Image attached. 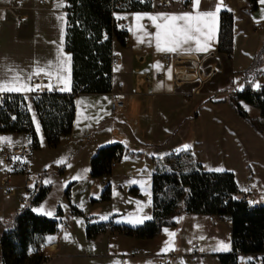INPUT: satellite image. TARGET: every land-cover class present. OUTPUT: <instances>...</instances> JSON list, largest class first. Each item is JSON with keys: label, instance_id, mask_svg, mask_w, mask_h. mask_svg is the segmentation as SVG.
Instances as JSON below:
<instances>
[{"label": "crops", "instance_id": "crops-1", "mask_svg": "<svg viewBox=\"0 0 264 264\" xmlns=\"http://www.w3.org/2000/svg\"><path fill=\"white\" fill-rule=\"evenodd\" d=\"M14 2H19L20 6L11 7ZM246 8L247 0H199L194 10L193 0H188L164 7L147 2L140 4L138 9L116 12L114 17L123 20L130 39L125 44L115 38L112 41V50L119 54V63L111 66V89L75 96L71 131L61 137L57 145L46 143L30 98L31 91H5L22 94L30 103L38 147L29 155L28 162L34 159L33 154L42 145L59 147L62 156L55 164L58 167L65 162L59 175L69 172L71 203L86 215L95 214V220L113 216L114 223L132 227L148 220L145 216L151 218L152 215L154 158L172 150L182 151L185 145L191 146L188 150L204 170L232 172L238 188L234 194L237 197L254 176L264 175V129L254 128L228 101L232 92L242 89L240 72L251 64L264 42V25H255L264 19V4L258 0L255 10L249 12ZM223 9L233 13L231 58L217 51L219 13ZM203 12L216 15L201 18L204 35L200 36V45L191 41L175 52L157 50L156 33H163V29H157L156 25L169 23L160 14ZM66 22L65 0H43L42 3L38 0H0V81L11 82L10 86L23 83L31 87L37 70L43 69L40 74L49 82L62 85V92H70L72 58L65 47ZM206 42L207 51L196 50ZM166 47L168 45L162 40L161 48ZM189 47L191 51L187 50ZM164 54L180 55L188 60L165 63ZM138 55L143 58L138 59ZM14 77H19V81H14ZM116 82H120V86ZM257 82L264 83V76ZM118 90L123 94L125 108L112 114L109 102L112 92ZM242 105L248 116L259 117L256 107ZM3 136L14 143L29 140L25 133ZM113 143L121 145L117 164L109 174L92 177L91 156L99 146ZM42 171L45 174L41 180L46 183L49 170L37 164L32 169L36 177ZM22 181L21 176L11 177L14 185L11 191H23L17 196L13 213L20 198L26 195ZM103 185L107 186L106 190L102 189ZM251 187L252 204H264V194L253 193ZM131 188L137 193H131ZM104 191L110 193L107 200L100 199ZM38 205L33 207L34 211L45 215L35 210ZM61 210L56 230L44 234L28 250L29 255L38 253L44 257L40 264H211L218 261L214 254L231 250L228 216L181 212L175 225L162 227L152 238L106 231L88 241L84 218L73 214L68 203ZM136 219L142 222L134 223ZM221 243L226 244L227 249L221 248ZM130 250L135 253L129 254ZM243 257L250 259L249 254Z\"/></svg>", "mask_w": 264, "mask_h": 264}, {"label": "trees", "instance_id": "trees-1", "mask_svg": "<svg viewBox=\"0 0 264 264\" xmlns=\"http://www.w3.org/2000/svg\"><path fill=\"white\" fill-rule=\"evenodd\" d=\"M67 11L65 47L71 53L70 92L41 93L33 98L44 138L49 146H55L61 137L70 133L75 111V96L79 93H104L111 89L112 41L117 39L124 44L125 31L113 24L112 5L117 0H65ZM126 9H138L139 4L124 0ZM258 0H247V11H253ZM217 51L231 58L233 52V13L223 9L219 13ZM264 52V42L253 57L251 64L240 72L243 80L241 90L232 92L228 101L252 126L264 129V83L257 82L264 76L263 67H258L260 54ZM21 94H13L18 100ZM14 100V105L17 103ZM243 103L259 110V117L248 116ZM6 122L4 114L0 120ZM27 129L35 148L38 139L29 112L18 114L15 123L7 126L10 131ZM119 143L99 146L90 158V174L100 177L110 173L111 159L119 151ZM60 165L57 172L61 173ZM40 172L32 187L26 188L27 195L19 202L11 218L5 221L0 232V264H40L41 254H28L31 246L36 245L46 233L56 230L58 217L62 210L57 206L54 216L36 213L33 209L48 194L50 185L43 183ZM152 215L137 226L116 224L113 216L105 220H95V214H84L71 203L69 188L64 196L73 214L85 220V237L93 240L99 233L116 231L137 238H152L162 227L176 224L181 212L205 215L228 216L231 220V250L216 253L214 256L221 264H238L241 254L264 252V204H252L235 197L238 192L234 175L230 171H207L197 162L188 149L172 150L162 157L154 158L151 176ZM107 189V186H106ZM105 189V190H106ZM131 193H137L135 188ZM110 197L104 191L101 200Z\"/></svg>", "mask_w": 264, "mask_h": 264}, {"label": "built area", "instance_id": "built-area-1", "mask_svg": "<svg viewBox=\"0 0 264 264\" xmlns=\"http://www.w3.org/2000/svg\"><path fill=\"white\" fill-rule=\"evenodd\" d=\"M133 2L137 4H143V3H152L156 4L159 7L169 6L173 2H179V3H186L188 0H132ZM39 3H42L43 0H38ZM19 2L12 3L11 7H19ZM125 6L124 0H117L112 5V16H113V24L115 27L119 30L125 31V34L123 35V42L124 44L127 43L130 39L125 24L122 19H118L114 17V14L118 11H122ZM144 22H147V20H144ZM255 25H264V19L260 22H255ZM138 59H142V55L137 56ZM162 59L165 63H171V62H186L188 60L187 57L180 56V55H169L164 54L162 56ZM119 63V54L112 50L111 58H110V64L111 66H115ZM146 80H149V78H146ZM120 82H116L117 86H120ZM31 88L34 90L30 92V98L33 101V98L41 93H49V92H60L63 89V86L60 84H53L49 82L42 74H38L34 77L32 80ZM22 95V94H21ZM14 99L13 93H7V92H0V113L4 114L6 117V122L2 119L0 120V138H6L2 142H0V197L7 196L11 189L14 187L11 183V177L13 176H21L23 181L22 185L26 188L32 187L35 179L36 174H34L28 166V157L35 149V146L29 137V140L25 143H14L11 141L8 137H5L3 135L6 134H13V133H25L28 135L27 129L22 128L21 131H10L5 130L7 129V126H11L15 123L18 114H22L24 112H29V100L26 96L22 95L21 98L16 100V104L14 105ZM125 108V101L123 98L122 92L115 91L112 92V96L109 102V110L112 114H115L117 112L122 111ZM30 115V112H29ZM31 118V117H30ZM66 137V136H63ZM120 151H117L116 155L111 159L109 167H114L119 158H120ZM102 189H106V185L102 186ZM27 195V193H26ZM22 196L20 198V201L25 198V196ZM239 198L244 199L247 202L253 201V195H252V187L250 184L245 186V190L240 192L237 196ZM1 220V216H0ZM4 228V226H3ZM134 250H130L129 254H134ZM242 255V256H241ZM238 258V264H264V252L249 254L250 259H246L243 257V254H241ZM245 255V254H244Z\"/></svg>", "mask_w": 264, "mask_h": 264}, {"label": "rangeland", "instance_id": "rangeland-1", "mask_svg": "<svg viewBox=\"0 0 264 264\" xmlns=\"http://www.w3.org/2000/svg\"><path fill=\"white\" fill-rule=\"evenodd\" d=\"M263 61H264V52L260 54L258 59L259 68L263 67ZM61 156H62V152H60L59 147L57 149H53L52 147H47L45 145H42V147L33 154L34 159L28 162V166L31 171L32 169H35L36 164L44 165V167H46L49 170V175L46 178L47 179L46 183L50 185V190L46 195V197L40 202V204L35 210L44 213H51L50 216H53V213H55L57 206H60L62 208L63 205L65 206L67 204L66 202L67 200L64 196V189L66 188L69 182L68 181L69 172L64 176H60L59 175L60 173H58L56 169L58 164L57 163L55 164L57 159L60 158ZM62 166H65V162L62 163ZM257 177L254 176V178L250 180V184L253 186L254 189L253 193L264 194V175ZM22 192H23L22 190L18 191L17 189H13L7 195V197L0 198V216H1L0 232L3 229L1 228V226L13 214L14 208L16 207L17 196L18 194H22ZM44 264H48V263H44ZM211 264H221V263L216 260L213 261Z\"/></svg>", "mask_w": 264, "mask_h": 264}, {"label": "snow or ice", "instance_id": "snow-or-ice-1", "mask_svg": "<svg viewBox=\"0 0 264 264\" xmlns=\"http://www.w3.org/2000/svg\"><path fill=\"white\" fill-rule=\"evenodd\" d=\"M199 0H193L194 10L197 8ZM260 3L264 4V0H260ZM217 11H219V6L217 7ZM162 17H165L169 23L164 25L157 24V29H163V33L158 31L156 33V47L158 51L167 50L175 52L181 48V45L189 44L191 41H196L197 45H200V36L204 35L202 25H201V18L202 17H215L216 13L214 12H203L197 13L196 15L190 13H182V14H160ZM151 19L155 20L156 17H151ZM176 21H183L182 24H176ZM208 39H211L209 35ZM168 45L166 48H161V41ZM209 45L207 42L203 46H198L196 48L197 51H207ZM191 51V48L187 49ZM43 69L37 70L36 74H40ZM14 81H19V77H14ZM11 82H3L0 81V92H24V91H33L34 89L23 84L18 83V86H10ZM64 90V89H61ZM6 138H0V142L5 140ZM10 139V138H9ZM190 145H185L184 149L190 148ZM223 169H215V171H222ZM75 179V178H74ZM135 181H133L134 183ZM46 215H51V213H45ZM144 219H150V217L145 216ZM134 223H141L140 219H136L133 221ZM174 235V234H170ZM221 248L227 249V245L221 243ZM167 249H164L166 251Z\"/></svg>", "mask_w": 264, "mask_h": 264}]
</instances>
